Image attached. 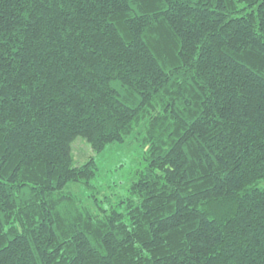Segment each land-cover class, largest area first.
<instances>
[{"label": "trees", "instance_id": "trees-1", "mask_svg": "<svg viewBox=\"0 0 264 264\" xmlns=\"http://www.w3.org/2000/svg\"><path fill=\"white\" fill-rule=\"evenodd\" d=\"M0 264H264V0H0Z\"/></svg>", "mask_w": 264, "mask_h": 264}, {"label": "rangeland", "instance_id": "rangeland-1", "mask_svg": "<svg viewBox=\"0 0 264 264\" xmlns=\"http://www.w3.org/2000/svg\"><path fill=\"white\" fill-rule=\"evenodd\" d=\"M127 139L125 143H111L103 151L96 152L81 137L72 142L75 164L94 158L97 175L92 180L93 188L82 182H70L69 189L78 200L91 203V194L97 198L99 206L105 209L114 207L123 211L124 205L118 204L128 195L130 182L135 178L143 164V151L139 143Z\"/></svg>", "mask_w": 264, "mask_h": 264}]
</instances>
